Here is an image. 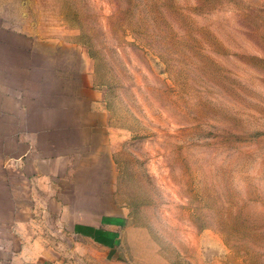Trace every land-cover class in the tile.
Wrapping results in <instances>:
<instances>
[{
	"label": "rangeland",
	"instance_id": "374dc122",
	"mask_svg": "<svg viewBox=\"0 0 264 264\" xmlns=\"http://www.w3.org/2000/svg\"><path fill=\"white\" fill-rule=\"evenodd\" d=\"M21 176L129 264H264V0H0V208Z\"/></svg>",
	"mask_w": 264,
	"mask_h": 264
},
{
	"label": "crops",
	"instance_id": "0c3cea01",
	"mask_svg": "<svg viewBox=\"0 0 264 264\" xmlns=\"http://www.w3.org/2000/svg\"><path fill=\"white\" fill-rule=\"evenodd\" d=\"M12 180L22 187L3 197L0 264H129L122 226L126 215L96 217L88 200L85 207H72L71 184L63 178ZM53 181H62L60 191H54Z\"/></svg>",
	"mask_w": 264,
	"mask_h": 264
}]
</instances>
